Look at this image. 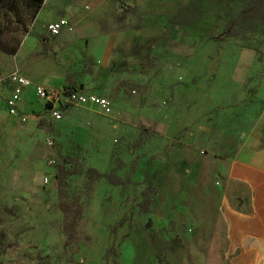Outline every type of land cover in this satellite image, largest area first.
Returning a JSON list of instances; mask_svg holds the SVG:
<instances>
[{
  "label": "rangeland",
  "instance_id": "1",
  "mask_svg": "<svg viewBox=\"0 0 264 264\" xmlns=\"http://www.w3.org/2000/svg\"><path fill=\"white\" fill-rule=\"evenodd\" d=\"M248 2L0 4V99L19 72L111 107L0 112V264H226L224 172L264 166V35L226 37Z\"/></svg>",
  "mask_w": 264,
  "mask_h": 264
},
{
  "label": "crops",
  "instance_id": "2",
  "mask_svg": "<svg viewBox=\"0 0 264 264\" xmlns=\"http://www.w3.org/2000/svg\"><path fill=\"white\" fill-rule=\"evenodd\" d=\"M32 96L33 90L23 96L26 106ZM224 174L233 199H225L223 258L226 264H264V166L236 160Z\"/></svg>",
  "mask_w": 264,
  "mask_h": 264
},
{
  "label": "built area",
  "instance_id": "3",
  "mask_svg": "<svg viewBox=\"0 0 264 264\" xmlns=\"http://www.w3.org/2000/svg\"><path fill=\"white\" fill-rule=\"evenodd\" d=\"M68 25L66 20L55 21L49 24L48 34L50 36H58ZM2 83L9 88V96L0 99V112L5 111L10 117H19L22 115L23 120L26 121L27 117L23 114L20 102L28 90H33L36 99L43 102L50 111L51 118L55 123L63 121V108L67 106L73 107H87V108H100L105 113H111L110 103L108 98L96 94L88 93L83 89L78 91H70L65 88L47 87L35 84L19 72H12L6 76ZM49 146H55L53 137L47 138ZM54 162V161H52ZM49 180L46 179V184Z\"/></svg>",
  "mask_w": 264,
  "mask_h": 264
},
{
  "label": "trees",
  "instance_id": "4",
  "mask_svg": "<svg viewBox=\"0 0 264 264\" xmlns=\"http://www.w3.org/2000/svg\"><path fill=\"white\" fill-rule=\"evenodd\" d=\"M5 0H0V4ZM46 0H31V2H34L39 5H43ZM264 35V0H249L247 5L241 10L240 12V18L237 20H233L227 30L226 37H243L246 39H254L257 37H261ZM66 90H72V91H78L79 88L72 86V85H66L64 86ZM72 109L71 106H67L63 108V112H65L68 109ZM112 182L115 184L120 183V179L118 177L112 176ZM63 212L66 214L67 220L69 217V209L67 206L63 205ZM68 226L69 223L68 220ZM171 250L173 251L174 249Z\"/></svg>",
  "mask_w": 264,
  "mask_h": 264
},
{
  "label": "bare ground",
  "instance_id": "5",
  "mask_svg": "<svg viewBox=\"0 0 264 264\" xmlns=\"http://www.w3.org/2000/svg\"><path fill=\"white\" fill-rule=\"evenodd\" d=\"M21 102H22V100H21ZM21 102H20V104H21Z\"/></svg>",
  "mask_w": 264,
  "mask_h": 264
},
{
  "label": "water",
  "instance_id": "6",
  "mask_svg": "<svg viewBox=\"0 0 264 264\" xmlns=\"http://www.w3.org/2000/svg\"><path fill=\"white\" fill-rule=\"evenodd\" d=\"M81 89H82V87H81Z\"/></svg>",
  "mask_w": 264,
  "mask_h": 264
}]
</instances>
